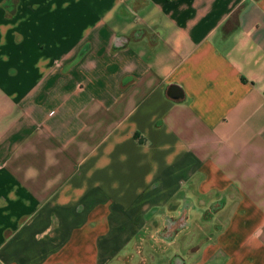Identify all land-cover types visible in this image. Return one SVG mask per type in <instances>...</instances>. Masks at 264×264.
Returning <instances> with one entry per match:
<instances>
[{
    "label": "crops",
    "instance_id": "crops-1",
    "mask_svg": "<svg viewBox=\"0 0 264 264\" xmlns=\"http://www.w3.org/2000/svg\"><path fill=\"white\" fill-rule=\"evenodd\" d=\"M160 212L163 264H264V0H0V264H115Z\"/></svg>",
    "mask_w": 264,
    "mask_h": 264
},
{
    "label": "rangeland",
    "instance_id": "rangeland-1",
    "mask_svg": "<svg viewBox=\"0 0 264 264\" xmlns=\"http://www.w3.org/2000/svg\"><path fill=\"white\" fill-rule=\"evenodd\" d=\"M199 212L200 215H203L200 217L199 223H195V221L193 225L189 222L186 224L182 223L180 227L184 233L189 234L190 231L204 232L207 227L208 229L211 228V225L205 224V222H211L212 220L204 217L205 212H208L207 209L199 208ZM158 215L157 213V215L155 214V216L150 218V221L143 228L144 230L136 236L135 244L129 254L121 257L119 262L115 264H163L162 261L167 258L164 252L172 251L173 249L175 231L173 221L169 217L165 216L164 223H159L161 221V212L160 219H158Z\"/></svg>",
    "mask_w": 264,
    "mask_h": 264
}]
</instances>
